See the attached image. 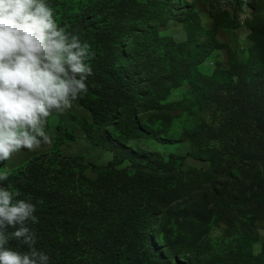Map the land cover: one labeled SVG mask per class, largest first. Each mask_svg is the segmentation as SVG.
Segmentation results:
<instances>
[{"label": "rangeland", "instance_id": "1", "mask_svg": "<svg viewBox=\"0 0 264 264\" xmlns=\"http://www.w3.org/2000/svg\"><path fill=\"white\" fill-rule=\"evenodd\" d=\"M105 1L102 0L97 8ZM166 1L164 12L151 0H135L126 7L120 5L116 13L103 14L102 22L99 20L100 31L89 32L80 38L82 43L91 46L93 57L87 61L93 67L92 75L86 81L87 89L130 102L136 95L125 87H115L108 78L113 69L133 75L131 78L140 89L148 93L137 107L138 119L154 138L127 139L132 106L115 107L118 110L117 116L114 115L116 121L112 113L104 124H109L107 138L120 149V158H117L108 147L97 145L87 137L83 122L93 123L94 116L89 108L76 100L71 109L53 113L48 118L45 131L51 137V143H41L34 151L21 150L0 164V172L16 175L31 165L35 157L45 154L82 159L88 164L87 176L93 180L97 179V174L90 168L91 164H113L117 171L133 165L139 170H158L168 176L173 187H181V183L186 182L194 188L190 195L167 209L157 210L150 239L166 262L190 258L192 231L189 224L194 220L207 225V238L214 243L232 240L237 230L251 229L255 237L254 252L260 254L264 245V218L258 217L252 209L244 208L242 212L235 210L225 214L217 206L216 193L223 197L233 196L238 203L244 204L251 198L254 184L264 183L263 133H256L259 127L248 108L240 107L239 103L245 97L240 91L233 94L234 90L229 91L227 86H218L221 94H215V101H209L205 95L191 90L184 80L182 46L191 40L187 24L189 12H196L202 27L207 30L213 25L212 14L218 12L222 24L236 23L237 27L221 29L216 34L217 41L230 45L238 62L245 64L253 44L247 26L254 17L264 16V0ZM146 17L148 21L143 24ZM104 23L108 27L103 26ZM135 27L131 38L126 39L125 34ZM145 30L156 31V41L142 42ZM199 43L201 57L205 58L199 70L204 75L212 74L217 63L228 64L226 51L213 50L206 37ZM261 100L264 102V95ZM97 111L104 119L105 108L101 103L97 104ZM125 146L131 148L138 159L131 158V151L125 150ZM122 187V179H117L110 189L117 192ZM8 190H12V185ZM205 191L210 194L202 196ZM100 226L113 227L114 221L102 220L96 225L97 228ZM91 243V239L86 240L78 256L68 264H108L107 257L101 259L95 251H90ZM23 246V253L28 252V247ZM35 248L44 252L50 263L53 254L36 243Z\"/></svg>", "mask_w": 264, "mask_h": 264}, {"label": "trees", "instance_id": "2", "mask_svg": "<svg viewBox=\"0 0 264 264\" xmlns=\"http://www.w3.org/2000/svg\"><path fill=\"white\" fill-rule=\"evenodd\" d=\"M102 0H46L53 9L54 19L58 27L78 35L79 39L89 32L100 31L104 13H116V9L135 0H106L101 8L97 5ZM149 1V0H148ZM159 5L163 12L167 8L166 0H151ZM240 1V0H239ZM219 13L212 14L213 25L204 29L200 17L196 12H189L187 21L191 33V40L182 46L184 58V80L196 94H203L209 101H215L214 95L221 94L218 86H227L233 94H245L240 101L242 109L248 108L257 122V134L264 139V16L254 17L248 24L251 31L252 46L248 52L247 62H238L237 54L228 44H221L216 34L221 30L235 29L236 23L226 25L221 23ZM103 20V19H102ZM101 20V22H102ZM146 17L142 23H146ZM203 21V20H202ZM104 23L103 26H107ZM108 27V26H107ZM140 29L139 27H137ZM136 31L130 29L126 39ZM156 31L145 30L143 41H156ZM206 37L215 51H226L228 64L217 63L210 75H204L199 66L205 59L201 57L199 40ZM90 46V53H91ZM92 55V54H91ZM93 69V67H92ZM131 74H124L122 70L113 69L108 78L112 85L130 90L136 97L132 101L115 96H106L93 90H87L83 98L77 100L90 109L94 122H83V130L87 137L97 145H104L120 158V149L107 138L108 125L104 124L107 116H117L115 107L132 106L130 112L131 126L127 139H151L154 136L144 129L138 119L137 107L142 99L148 96L145 89H140ZM124 84V86L122 84ZM102 94V95H95ZM104 108V119L97 111V104ZM99 107V106H98ZM115 110V111H114ZM100 114V115H99ZM99 138V139H98ZM131 151V158L138 159ZM87 163L79 158L63 157L61 154L35 157L33 163L16 175L9 174L3 185L10 190L14 201L24 200L36 206V221L30 222L29 227L34 232L36 244L46 248L53 254L48 264H68L72 262L85 245V241L92 240L88 247L90 251L100 255L101 259L108 258V264H264V245L260 254H255L254 235L251 229L237 230L232 240L214 243L207 238L206 224L197 221L189 224L192 231L189 254L186 261L177 259L174 263L166 262L164 256L150 239L159 208L167 209L174 202L193 191L191 183H181V187H173L168 176L158 170L137 169L131 166L122 171L108 166L89 165L97 174V179H90L87 174ZM117 179H122V188L113 192L111 185ZM253 194L244 204L238 203L233 196L223 197L215 190L217 206L225 214L252 209L258 217L264 218V183H255ZM181 189H180V188ZM202 192V196L209 195ZM193 209L192 206L189 207ZM114 221L112 227H96L102 220ZM97 220L96 222H94ZM13 229H9L12 231ZM9 248L23 253L24 246L17 240H10Z\"/></svg>", "mask_w": 264, "mask_h": 264}, {"label": "clouds", "instance_id": "3", "mask_svg": "<svg viewBox=\"0 0 264 264\" xmlns=\"http://www.w3.org/2000/svg\"><path fill=\"white\" fill-rule=\"evenodd\" d=\"M92 58L87 42L58 27L46 0H0V164L51 143L48 118L87 93ZM8 178L0 172V264H48L28 226L37 219L36 206L14 201L2 184ZM10 240L28 252L6 247Z\"/></svg>", "mask_w": 264, "mask_h": 264}]
</instances>
